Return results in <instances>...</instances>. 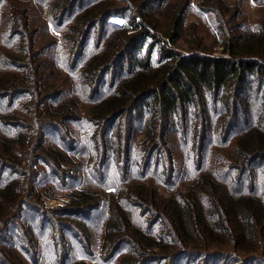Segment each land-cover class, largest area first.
<instances>
[{"label":"trees","instance_id":"16d2710c","mask_svg":"<svg viewBox=\"0 0 264 264\" xmlns=\"http://www.w3.org/2000/svg\"><path fill=\"white\" fill-rule=\"evenodd\" d=\"M58 1L53 4L52 0L51 3L53 10L58 6V26L63 27V24H67L64 20H70L67 17L69 10L83 0ZM104 1L97 4L90 1L80 7L74 15L72 25L69 24L67 28L76 34L75 37H68L66 33L64 35L68 42V45L65 43L68 54L74 56L71 60L73 67L80 63L88 42L87 36L91 28L100 22L99 19L107 23L114 13L123 14L121 11H113L116 6L111 1ZM130 1H127L130 3L127 8L132 11V16L128 17L127 24L116 25L118 31L107 39L100 51L89 55L80 71L82 78L87 80L84 82L88 86L93 85L88 96L84 95L90 103L95 104L89 111L91 116H88V121L92 126H99L91 138L94 140L96 137V142L104 148L106 157L107 150H112L117 157L123 155L127 160L131 156L136 121L139 123L138 130L144 134V140L140 144L144 151L140 155L143 160V175L149 170L156 150L155 144L168 146L172 141L177 143L175 135L182 137L185 156L191 164V140L199 142L198 152L202 157L209 152L206 147L208 138L218 146L233 142L234 151L230 158L234 164L229 169L230 175L236 166L241 170L235 174V179L229 175L230 178L225 179L227 182H219L213 178L211 171L204 169L202 160L198 177L194 178L196 182L177 189L168 197L159 198L156 186L150 183V186L140 182L129 185L128 195L132 196L131 199H139L143 207L150 205L155 221L150 227L143 228L145 225L136 221L131 211L121 207L122 197L118 196L116 207L117 210L121 208V220L114 217L105 226L102 243L104 253H115L122 244L129 242L134 246L132 251L135 250L141 259L132 258L129 254L122 259L123 264H145L148 261L146 256L153 258L150 260H171V264H179L183 258H187L185 264H242L244 258L249 260L248 264H264V23L258 32L225 37L220 54L206 52L198 45L185 52L179 50L176 43L183 30L188 0L167 5L166 9H169L164 13V27L157 32L155 30H158L159 23L155 22L157 18H154L155 14L151 11L158 0ZM18 27L19 24L17 28H12L11 25L10 38L5 41L9 42V46L19 35ZM86 30L85 36H82ZM149 36L160 43V61L156 65L152 64L149 55L138 54L142 43ZM15 44L16 42L11 48ZM30 47L32 50L36 47L33 37L30 39ZM23 61L25 60L18 61L17 66ZM7 64L16 66V59H9ZM114 71L120 76L116 80L115 92L97 99L106 74ZM125 72L127 74L123 75ZM9 73L4 77L0 76V99L15 95L23 89H16L23 87L24 83L19 85L22 81L14 70ZM249 75L258 77L256 86L250 84ZM251 90L255 95L250 96L249 93L248 96L247 91ZM38 94L42 95L43 91L37 93L39 101ZM252 100L258 103V110L253 116L250 107L255 103ZM41 103L43 104L42 101ZM65 111L57 115L48 111L46 115L51 120L52 117L66 114ZM70 117L77 118L71 113L65 118ZM6 121L15 123L12 117H8ZM170 128L173 131L175 128L172 137L168 136ZM112 129L115 135L112 133L109 137L108 132ZM10 140L18 139L0 135V148L10 150L14 143ZM89 141L93 143L92 140ZM98 148L101 147H97L99 151ZM56 150L57 153L54 149L51 151L56 159L65 161L61 157L63 155L58 153L61 151ZM175 154L171 152L170 155ZM104 164L96 169L100 168L101 172ZM157 173L150 178L156 179ZM163 180L164 178L161 181ZM231 180L235 188L232 187ZM202 194L212 197L213 207L210 211L213 217L217 216V223L208 220ZM20 197L15 180L0 186V222L3 219L4 223L10 220L8 210L19 199L22 200ZM70 198L68 211L73 209L75 212H85L98 205L100 193L86 188L72 193ZM115 198L112 195V200ZM157 222H161L166 231L161 225L163 234L149 235L147 230ZM256 239L260 244L256 243ZM73 264L86 263L78 260Z\"/></svg>","mask_w":264,"mask_h":264},{"label":"rangeland","instance_id":"374dc122","mask_svg":"<svg viewBox=\"0 0 264 264\" xmlns=\"http://www.w3.org/2000/svg\"><path fill=\"white\" fill-rule=\"evenodd\" d=\"M90 1L97 4L104 0H83L84 3L76 4L67 14L70 20H64L67 24L61 27L58 26L60 11L58 6L53 10L52 0H0V76L9 75V71L14 70L22 81L19 85L24 83L23 87L16 88L23 89L15 95L0 99V135L18 139L10 140L14 142L10 150L0 148V186L15 180L22 198L9 208L10 220L4 223L3 219L0 222V264H73L78 260H83L86 264H123L122 259L129 254L132 258L141 259L135 250L132 251L134 246L129 242L122 244L115 253H104L102 247L103 234L109 219L116 217L121 220V208L117 210L116 207L118 196L122 197L121 207L131 211L136 221L145 225L143 228L150 227L155 221L150 205L143 207L139 199H131L132 196L128 195L129 185L150 183L156 186L159 198L168 197L177 189L196 182L194 178L198 177L202 160L204 169L211 171L213 178L219 182H227L225 179L230 176L235 179V174L241 170L236 166L230 175L229 169L234 164L230 158L234 151L233 142L218 146L208 138L206 147L209 152L202 157L198 152L199 142L196 139L191 140V164L185 156L182 137L175 135L177 143L169 137L172 142L168 146L155 144L156 150L149 170L143 175V160L140 155L144 151L140 144L144 140V134L138 130L139 123L136 121L131 156L126 160L123 155L117 157L112 150H107V157L105 156L104 148L97 144L96 137L94 140L91 138L99 126H92L88 121V116H91L89 111L95 104L90 103L84 95L88 96L93 85L88 86L85 83L87 80L82 78L80 71L89 55L100 51L107 39L118 31L116 25L127 24L132 11L127 8L130 4L127 1L130 0H107L116 6L114 12L121 11L123 14L114 13L107 23L99 19L100 22L91 28L87 36L88 42L80 63L73 67L71 60L74 56L68 54L65 46L68 42L64 35L66 33L68 37H75V32L67 28L80 7ZM57 2L59 1L54 0L53 4ZM180 2L182 0H158L154 4L155 11L152 10L151 13L157 18L155 22L159 23L156 32L164 27V13L169 9H166L167 5ZM184 16V26L176 43L177 48L188 52L198 45L206 52L217 55L222 50L225 37L259 31L264 23V0H188ZM15 21L20 29L18 37L12 41V45L18 43L16 49V44L11 48L9 42L5 43L10 38L11 25L12 28H17ZM86 32L87 30L82 36ZM31 37L34 39L35 51L30 47ZM159 49L160 43L149 36L142 43L138 54L149 55L152 64L156 65L160 61ZM12 58L16 59V66L18 61H25L16 67L7 64ZM125 74L127 73L123 75ZM118 78L120 76L115 71L108 72L97 99L115 92ZM257 78L249 75L250 84L256 86ZM39 91H43L44 95L38 94V101ZM247 92L248 96L249 93L250 96L255 95L252 90ZM251 102L255 103L250 107L253 116L258 110V103L253 100ZM63 111L66 114L52 117L51 120L46 115V112L57 115ZM68 113L77 118L66 119ZM8 117H12L15 123L6 121ZM172 129L170 128L168 136L172 137L175 133V128L174 131ZM112 133L115 135L114 129L108 132V136L111 137ZM230 139L233 141V136ZM98 146L101 147L98 148L99 151ZM51 149L55 153L59 149L61 152L58 153L63 155L61 157L65 161H58ZM171 152L176 154L172 156ZM102 164L104 166L99 172L100 168L96 167ZM155 172H158L156 179L150 178ZM231 182L234 187L233 180ZM86 188L100 193L98 205L85 212H75L73 209L68 211L67 205L72 193ZM112 195L116 196L115 200H112ZM201 199L207 209L208 220L217 223V216L213 217L210 211L213 207L212 197L202 194ZM154 225L147 230L149 235L163 234L162 231H166L161 222ZM170 238L172 239L171 235ZM173 238L175 240V236ZM256 243L260 244L259 240L256 239ZM145 258L148 259L145 264L172 263L171 260H150L153 258L149 256ZM186 259L183 258L179 264H185ZM248 263L249 260L244 258L242 264Z\"/></svg>","mask_w":264,"mask_h":264}]
</instances>
